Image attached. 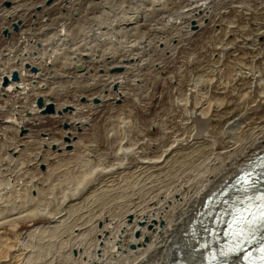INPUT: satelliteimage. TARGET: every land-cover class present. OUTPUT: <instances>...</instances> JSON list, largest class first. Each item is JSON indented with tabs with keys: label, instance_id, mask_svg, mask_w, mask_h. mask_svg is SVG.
Listing matches in <instances>:
<instances>
[{
	"label": "rangeland",
	"instance_id": "obj_1",
	"mask_svg": "<svg viewBox=\"0 0 264 264\" xmlns=\"http://www.w3.org/2000/svg\"><path fill=\"white\" fill-rule=\"evenodd\" d=\"M41 1L16 0L12 5L23 2L22 7L29 9ZM220 1H214V11L191 34H181L179 27L184 24L177 25L168 15L161 22L151 20V26L155 24L153 28L159 27L151 35L155 39L167 36V42L156 44L157 40L153 39L155 42L143 52V64L127 68L130 73L124 89L128 95L109 104L102 112L101 121H97L88 132L89 137L84 138L87 146L76 147L70 145L71 140L63 138L69 143L66 151L55 145L47 151L49 160L42 163L40 153L52 139H59L58 130L38 133L36 126L24 122L26 126L17 132L18 122L22 120L18 110L24 103L16 104L20 105L18 110L12 107V98L11 103H2L6 108L0 114H3L0 183H4L0 184V205L3 206H0L3 212L0 218L9 216L11 220L7 223L10 227L6 225L0 235V260L5 261L2 264H93V261L86 262L85 256L82 260L76 258L75 243L82 241L79 249L89 247L93 258V236L96 234L99 238L98 230L105 229V224L109 223L110 230L116 231L126 222L132 224L136 212L140 214L164 202L166 208L170 207L171 197L175 194V198H180L182 188L186 191L199 186L224 168L223 152L238 142L249 141L264 129V4L262 0ZM175 6L172 10L178 11L179 6ZM156 13L151 19H155ZM142 28L143 33L137 34L140 38L147 33L145 27ZM127 38L130 40L129 36ZM124 70L125 67L122 72ZM32 101V98L27 101L22 111H28ZM34 117L47 126L56 125L50 114L36 113ZM88 123L85 126L90 130L92 123ZM74 140H79L78 136ZM21 142L23 144L17 147L20 150L15 152L14 147ZM126 149L130 151L127 153ZM157 158L159 161H155ZM146 159L152 160L141 163ZM85 175L88 176L85 185L79 187L77 194L74 192L77 195L74 200L67 199L63 207L62 196L76 191ZM39 208L52 213L65 208L67 213L62 222H53L59 225L56 228L41 223L36 217L38 225L24 230L23 220L31 217L27 213ZM19 216L22 217L18 219ZM18 221L21 227H17ZM152 225L151 230H154L155 225ZM108 231L105 230L106 235ZM140 232L137 231L135 237H139ZM118 256H108L106 261L120 264Z\"/></svg>",
	"mask_w": 264,
	"mask_h": 264
},
{
	"label": "bare ground",
	"instance_id": "obj_2",
	"mask_svg": "<svg viewBox=\"0 0 264 264\" xmlns=\"http://www.w3.org/2000/svg\"><path fill=\"white\" fill-rule=\"evenodd\" d=\"M5 1H9L10 4L3 5ZM15 1L16 0H12V2ZM214 1L215 0H51L50 3H47L46 0H42L28 9L24 8L25 6L22 7L21 4H23V2L17 5L13 3L12 5L10 0H0V114L3 109L6 108L2 103L10 101L11 98L14 99L12 107L16 110L20 107V105H16L17 103H24L23 107H25L26 102L31 98L33 99L32 104L28 108L29 113H27V110L22 111L24 109L23 107L21 110H18L22 116V120L18 122L17 132L28 123L29 125L32 124L33 127L36 126L38 133L39 131L46 133L48 130L56 128V130H58L56 133L59 134L58 138L61 139L60 142L59 139L56 138L52 139V142L47 143V149L42 150V153H40L42 156H40V158H43L42 163L49 160L50 155L47 151L52 149L51 146L55 141L54 145L63 151H66V147L69 145L67 141L69 140H71L70 145L80 147L81 144H83L87 146L88 144L86 145V142L84 143V138L87 137L88 132H90L97 121L100 120L101 115L104 114H102V112L108 109L109 104L128 95L127 91L124 89L128 80L126 78L129 77L128 72L130 70L128 71V67L143 64L142 62L145 60L143 59V52L146 47H151L155 40H157L156 44L167 42V36L161 37L159 35L160 37H156L159 39H155V37L151 35L153 30L156 31L159 28H153L155 24L152 27L151 22L157 19L161 22L162 18H166L165 15H168L171 19L173 18L176 24L178 23L177 25H179V23L184 24V26L182 25V27H179L180 30L183 31L181 34H191L195 31L194 29L201 27L208 14L212 10L214 11ZM221 1L219 3H221ZM261 3L264 4V0H262ZM175 5L179 6L178 11L174 9L177 12L172 10ZM248 7L251 8L252 6L250 7L249 5ZM173 11L175 12L174 14ZM155 13L157 14L155 19H151ZM182 18L185 19L183 22H181ZM191 19L195 22V28L191 27ZM164 21L166 22L167 20L164 19ZM15 22L17 23V29L13 28V23ZM142 26L145 27L147 33H144L140 38L137 34H139V31L143 33ZM179 28L177 29L179 30ZM130 33L131 36L129 35ZM128 36L130 40L127 38ZM135 37L136 39H133ZM153 39L155 40L153 41ZM25 63L36 65L37 71H29L28 68L24 67ZM78 63L84 66L82 70L76 68ZM114 67H120L121 69L114 70ZM124 67L125 70L122 72ZM13 70L18 72L19 78L14 81L9 80L6 84H2V76L6 75L10 78V72ZM56 77H59L60 80L56 81ZM114 83H116V88H113ZM38 95L44 97V103H46L49 98L54 99L53 97H55V101L53 100V112H39V109L35 105ZM50 95L53 97H50ZM68 96H71V98H67ZM81 97H83L84 100H81ZM95 97L99 98L100 101L95 103L92 100ZM59 99L61 102H59ZM133 100L136 101L135 99ZM112 105L114 106V104ZM36 113L41 115L50 114V117L54 118L56 125L52 126L50 124V126H47L42 124L43 122L39 123L37 120L35 121L33 117ZM84 114H90L92 117H86ZM2 116L3 114L0 115V120ZM24 122L27 123L25 124ZM88 122L92 123L90 130L85 126L89 124ZM80 129H82V133L78 132ZM254 135L253 138H249V141L238 142L239 144L232 145L230 149L223 152L221 162L224 168L221 171H217V173L207 178L202 184H198L199 186H193L191 189L188 187L189 189H185L186 191H182V188V192L179 190L181 193L180 198H175V194L172 197L170 196L172 199V204H168L170 207L166 208L167 203L164 202V204L162 203L163 205L152 207L140 214L134 212V222L130 224L125 220L124 222L126 223L122 224L120 227L118 226L119 228H117L116 231L110 230L108 227L109 223L108 225L105 224V229L102 227L98 230L99 238L95 237L96 234L93 236V258H91L89 247L86 246L82 251L79 249V246L82 245V241L77 244L75 243L73 249L76 258L82 260L85 256L88 258L86 262L89 263L93 261V264H106L105 261L108 256L114 255H119L118 257L121 258L120 264H173L174 260L177 258L193 263L202 262L204 259V248H199V246L203 244L201 238L203 241L205 239L207 233L205 226H207V224H202V222L205 221L202 216L199 218L201 219L200 223L196 224L197 227L193 226L190 228L189 222L194 216L197 206L202 203L205 196L222 182L229 180L230 176L235 174L239 167L245 164L246 160L250 158L257 149L264 147V129L260 130L257 135ZM76 136H78L79 140H74ZM63 138H67V141H63ZM134 139L133 141L135 142L136 140ZM22 142L14 147L16 149L15 152L20 150L17 147L22 145ZM97 142L98 144L101 143L99 141ZM128 145L130 147L131 144L129 143ZM127 151L130 150L126 149V152ZM136 153L137 152H135V155ZM138 153H140V151ZM123 154L124 153H122V155ZM217 154H219V156L222 155V153ZM9 155L10 154H8V156ZM0 158L3 159V156ZM143 158L142 160H144ZM158 158L155 159V161H159ZM152 159L148 160L151 161ZM146 160L141 163L148 162V160ZM3 163L5 162L1 164ZM92 172H90V174H93ZM89 178L91 179L90 176ZM87 179L88 176L85 175V177L78 182V186L74 189L76 191L68 193L69 191L67 190V194L65 193V195L62 196L64 199V201L62 199L63 204L61 202L62 206L64 203L66 204L67 199L69 201L74 200V197L77 196V189L82 185L84 186ZM0 187H2V185H0ZM56 203H58V201H56ZM0 204H2V202ZM63 209V211H56L55 213L48 211L46 208L32 210L30 213H27V216L30 214L29 216L31 217L28 216V218L25 215L28 219H24L23 224H21L26 227L24 230H30L37 224V221H35L37 220L36 217H39L38 219H40L41 223L56 228L59 225L53 224V222H62L63 216L67 213L65 208ZM39 212L40 215H38ZM2 213L0 212V214ZM16 214L18 215L19 212H16ZM8 217L9 216H3L0 218V235L4 232L3 230L7 227L6 225L10 224L9 222L11 220H9ZM20 217L22 216H19L18 219H20ZM141 224L144 225L140 226ZM152 224L155 225L154 230H151L153 227ZM17 225H14V227ZM19 226L21 227L20 222L17 227ZM107 229L109 230V234L106 235L105 230ZM139 230L141 231L140 236L135 237V233ZM147 235L150 237L148 236V238H146ZM3 262L5 261L0 260V264ZM113 263L115 264V262ZM107 264L109 263L107 262ZM230 264H243V262L240 259H234Z\"/></svg>",
	"mask_w": 264,
	"mask_h": 264
},
{
	"label": "snow or ice",
	"instance_id": "obj_3",
	"mask_svg": "<svg viewBox=\"0 0 264 264\" xmlns=\"http://www.w3.org/2000/svg\"><path fill=\"white\" fill-rule=\"evenodd\" d=\"M237 183L240 186L239 192L244 194V198L237 197V204L246 203L249 207H246L243 210L237 208L233 220L228 225L230 231L225 233V235L231 236L236 240V246L231 248L230 251L239 250L245 241L251 240L256 231L260 228H264V195L257 197L247 195L248 190L251 187L248 175L238 178ZM253 199L261 201L255 212H252L251 210V201ZM246 213H249L251 218H249V215ZM259 251L264 253V246H262ZM224 254V252H221V255ZM249 258L250 257H245V259ZM213 259H215L214 256ZM258 259L264 262V255H261Z\"/></svg>",
	"mask_w": 264,
	"mask_h": 264
},
{
	"label": "water",
	"instance_id": "obj_4",
	"mask_svg": "<svg viewBox=\"0 0 264 264\" xmlns=\"http://www.w3.org/2000/svg\"><path fill=\"white\" fill-rule=\"evenodd\" d=\"M51 0H46L47 3H50ZM5 5H9L10 2L9 1H5L4 3ZM191 22V27L192 28H195L196 25H195V22L194 20H190ZM13 28L14 29H17V23H13ZM25 66L28 67L29 66V63H25ZM78 68L79 69H83V66L82 65H78ZM114 70H120L121 68L120 67H114L113 68ZM30 70L33 71V72H36L37 71V67L35 65H31L30 66ZM19 78L18 76V72L16 70H13L11 72V76L10 78L6 75H3L2 76V84H6L9 80H17ZM113 88H116V83L113 84ZM81 100H84L83 97H81ZM95 103L99 102L100 99L95 97L92 99ZM36 106L38 107L39 109V112L40 113H47V112H53L54 111V101L52 100V98H49V101H47L45 104H44V97L41 96V95H38L37 96V99H36ZM27 113H29V111H27ZM55 145L52 144L51 148H54ZM41 166L43 167V164H41Z\"/></svg>",
	"mask_w": 264,
	"mask_h": 264
},
{
	"label": "built area",
	"instance_id": "obj_5",
	"mask_svg": "<svg viewBox=\"0 0 264 264\" xmlns=\"http://www.w3.org/2000/svg\"><path fill=\"white\" fill-rule=\"evenodd\" d=\"M32 63H30V65H31ZM32 65H34V64H32ZM36 66V65H35ZM25 68H28V70H29V67H26V66H24ZM37 67V66H36Z\"/></svg>",
	"mask_w": 264,
	"mask_h": 264
}]
</instances>
